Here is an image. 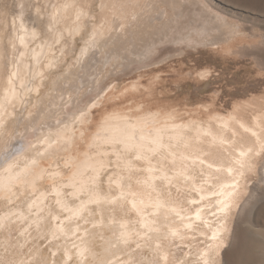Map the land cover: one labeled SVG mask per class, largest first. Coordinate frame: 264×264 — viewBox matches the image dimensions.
<instances>
[{
  "label": "bare ground",
  "instance_id": "1",
  "mask_svg": "<svg viewBox=\"0 0 264 264\" xmlns=\"http://www.w3.org/2000/svg\"><path fill=\"white\" fill-rule=\"evenodd\" d=\"M157 1L101 0L99 15L88 20L82 0H64L50 36L30 51L38 33L19 25L21 52L10 75L0 79V259L33 264L47 248V264H220L233 217L249 198L253 175L264 169V164L258 168L264 95L226 112L138 101L92 112L109 90L97 85L102 45L133 41L135 29L165 19L166 5L181 17L198 12L188 1L178 7L162 0L163 10L137 8L139 19L130 28L127 12L122 16L108 7ZM233 1L264 11V0ZM118 19L125 23L123 31L117 30ZM86 23L91 31L71 62L73 70L37 101L48 73L71 49L67 43L56 56V46L81 34ZM200 24L210 34L219 28ZM183 27L176 32L177 44L187 39ZM95 33L98 50L90 47ZM13 102L24 107L25 125L20 146L10 152L15 137L3 130L15 115L7 109ZM21 145L25 151L6 171L3 157ZM241 164L243 175L232 189ZM221 201L228 204L226 212L219 211ZM122 231L130 234L127 244L118 239Z\"/></svg>",
  "mask_w": 264,
  "mask_h": 264
},
{
  "label": "rangeland",
  "instance_id": "2",
  "mask_svg": "<svg viewBox=\"0 0 264 264\" xmlns=\"http://www.w3.org/2000/svg\"><path fill=\"white\" fill-rule=\"evenodd\" d=\"M173 1V5L178 7L183 6L181 1H188L193 10L202 12L205 17L200 12L192 10L184 17L178 16L168 5L164 8V2L158 0L156 4L159 8L163 7L168 11L165 19L135 29L136 37L133 41L126 38L123 44L102 45L97 85L100 86L99 90L103 87L109 90L104 97V103L96 106L93 113L96 110L98 112L107 109L113 104L135 101L145 106L168 104L181 109L201 108L205 111L218 109L226 112L239 103L264 95V69L261 68V64L264 63L263 9L257 10L247 6L244 1L233 0ZM63 2L64 0H0L1 81L10 75L11 67L16 66L21 52L19 37L23 34L19 31V25L23 23L28 30L35 29L38 33L35 43L29 45L30 51L40 41L45 42L50 36L49 29L53 27L52 22L58 16L59 5ZM82 4L89 15L86 19L94 20L99 15L101 0H82ZM18 19L21 21H17ZM201 22H204L206 27L219 26V30H213L211 34L205 30L203 32ZM86 25L77 37L68 36L63 44L56 46V56L67 43H70L71 49L59 60L57 69L48 73L43 93L37 96V101L45 92L50 93L49 90L55 81L66 77L68 71L73 70L71 62L86 45L91 31L90 24ZM230 26H235V31ZM181 27L187 33V39L177 44L175 36ZM222 34L224 36H221ZM215 36L223 40L216 43L213 40ZM109 55L114 57L112 63H109ZM124 65H127V68L123 67ZM78 70L79 68L74 70L77 77ZM69 78L76 81V77ZM86 89L89 88H85L82 94L87 92ZM7 109L15 112L3 130L8 131V136L15 137L9 149L11 152L20 146L19 135L24 132L25 125L24 107H19L17 102H13ZM94 118L93 114L89 117L90 121ZM263 164L264 154L259 160L258 168ZM262 170L253 175L249 198L243 209L241 208L233 217L228 245L223 251L220 264H264ZM47 250V248L43 250L44 256L40 255L35 264L46 262Z\"/></svg>",
  "mask_w": 264,
  "mask_h": 264
},
{
  "label": "snow or ice",
  "instance_id": "3",
  "mask_svg": "<svg viewBox=\"0 0 264 264\" xmlns=\"http://www.w3.org/2000/svg\"><path fill=\"white\" fill-rule=\"evenodd\" d=\"M21 7H23V5H20ZM67 6V5H65ZM37 7H40L39 5H37ZM108 7L117 9V10H121V15L124 16V13L127 12V16L125 17V19L129 22V27L133 28L136 26V22L138 21L139 17L136 14L135 10L137 8H142V9H148V8H158L159 5H152V4H115V5H110ZM202 23V22H201ZM233 28V31H235V26H230ZM125 28V23L122 22L121 20H117V30L118 31H123ZM98 36L99 33H95L90 39H91V43H90V47L93 49H99L100 48V44L98 42ZM6 50H7V45H6ZM8 65L7 63L5 64V68L7 69ZM261 68L264 69V63L261 64ZM83 114V113H81ZM262 115H264V110H262ZM262 147H264V143H262L261 145ZM25 151V146L21 145L20 149L18 150L17 153L12 154L11 156L9 155H5L3 157V164L6 166L5 170L7 171L8 169L11 168V164L12 161L16 158V156L20 153ZM245 167L244 164H241L239 168L235 169L236 175H234L232 177V183L229 185L230 188L235 189L239 183L238 181V177L243 175V171L241 169H243ZM219 171V169H218ZM228 171L231 173L233 171V169L231 167L228 168ZM228 210V204L221 201V207L219 209L220 212H226ZM213 215H216V212L212 213ZM122 228H126V226H121ZM130 234L127 231H122L120 233L119 236V241L127 244L128 243V239H129ZM213 239H216L215 236H213ZM217 247H219V245H217ZM164 259H167V257H164ZM0 264H15L14 261L11 260H7V259H0ZM39 264V262H38ZM44 264H47V262H44ZM104 264H107V262H104ZM155 264H159V262H155Z\"/></svg>",
  "mask_w": 264,
  "mask_h": 264
}]
</instances>
